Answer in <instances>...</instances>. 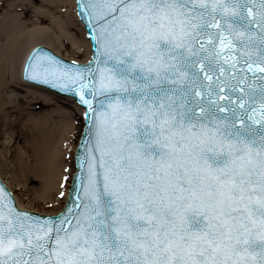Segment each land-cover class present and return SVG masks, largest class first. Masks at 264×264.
Returning a JSON list of instances; mask_svg holds the SVG:
<instances>
[{
  "label": "snow or ice",
  "instance_id": "obj_1",
  "mask_svg": "<svg viewBox=\"0 0 264 264\" xmlns=\"http://www.w3.org/2000/svg\"><path fill=\"white\" fill-rule=\"evenodd\" d=\"M77 6L92 60L23 75L83 108L78 170L54 216L0 184V264H264V0Z\"/></svg>",
  "mask_w": 264,
  "mask_h": 264
},
{
  "label": "bare ground",
  "instance_id": "obj_2",
  "mask_svg": "<svg viewBox=\"0 0 264 264\" xmlns=\"http://www.w3.org/2000/svg\"><path fill=\"white\" fill-rule=\"evenodd\" d=\"M37 47L89 62L90 40L74 0H0V181L21 210L55 215L75 173L74 139L84 110L71 97L23 79Z\"/></svg>",
  "mask_w": 264,
  "mask_h": 264
},
{
  "label": "water",
  "instance_id": "obj_3",
  "mask_svg": "<svg viewBox=\"0 0 264 264\" xmlns=\"http://www.w3.org/2000/svg\"><path fill=\"white\" fill-rule=\"evenodd\" d=\"M79 11V10H78ZM80 18H81V21H82V23H83V25H84V27L86 28V30H87V32L89 33V31H88V29H87V26H86V24H85V22H84V20L82 19V17L80 16ZM92 45H93V50H94V44H93V42H92ZM38 48H41V49H43L44 51H46V52H49V53H51V54H53L51 51H49V49H47V48H44V47H38ZM55 55V54H54ZM55 56H57L58 58L60 57V56H58V55H55ZM62 57H60V59H61ZM64 58H62V60H63ZM63 61H65V62H68V63H71V62H69V61H66V59L65 60H63ZM83 64H85V63H83ZM40 85H42V84H40ZM45 86V85H44ZM60 96H62L61 94H60ZM63 96H66V95H63ZM74 97V96H73ZM75 98V97H74ZM77 99V98H76ZM78 101V100H77ZM85 131V130H84ZM81 144H82V140H81V143H80V145H79V148H78V151H77V157H76V163H77V170H78V155H79V152H80V148H81ZM0 184H2L1 182H0ZM3 185V184H2ZM4 186V185H3ZM8 189H9V187H8V185H5ZM4 186V187H5ZM10 190V189H9ZM11 192V191H10ZM39 215V214H38ZM40 216H42V215H40ZM42 217H46V216H42Z\"/></svg>",
  "mask_w": 264,
  "mask_h": 264
},
{
  "label": "rangeland",
  "instance_id": "obj_4",
  "mask_svg": "<svg viewBox=\"0 0 264 264\" xmlns=\"http://www.w3.org/2000/svg\"><path fill=\"white\" fill-rule=\"evenodd\" d=\"M83 58H85V56L78 57L77 59L79 60V59H83ZM82 124H83V120L81 119V120H80V125H79V130H78V132H77V134H76V137H75V139H74V144H77L78 141H79L80 134H81V130L83 129ZM9 134H10V133H9ZM1 142H2V141H1ZM61 204H62V203H61ZM59 207H60V206L57 205L56 208H54V209H58ZM50 210H52V209H47V210H45V211H50ZM50 212H52V211H50Z\"/></svg>",
  "mask_w": 264,
  "mask_h": 264
}]
</instances>
